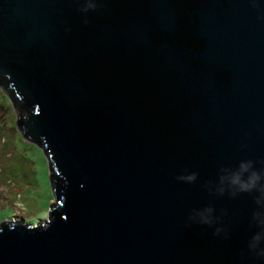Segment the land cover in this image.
<instances>
[{
	"label": "water",
	"instance_id": "95a60500",
	"mask_svg": "<svg viewBox=\"0 0 264 264\" xmlns=\"http://www.w3.org/2000/svg\"><path fill=\"white\" fill-rule=\"evenodd\" d=\"M0 86L54 192L0 264H264V0H0Z\"/></svg>",
	"mask_w": 264,
	"mask_h": 264
},
{
	"label": "rangeland",
	"instance_id": "374dc122",
	"mask_svg": "<svg viewBox=\"0 0 264 264\" xmlns=\"http://www.w3.org/2000/svg\"><path fill=\"white\" fill-rule=\"evenodd\" d=\"M16 110L0 86V221L14 217L36 223L47 218L54 192L44 150L27 140Z\"/></svg>",
	"mask_w": 264,
	"mask_h": 264
},
{
	"label": "clouds",
	"instance_id": "9594fccd",
	"mask_svg": "<svg viewBox=\"0 0 264 264\" xmlns=\"http://www.w3.org/2000/svg\"><path fill=\"white\" fill-rule=\"evenodd\" d=\"M232 183L233 184H245V183H248V182H244V181H242L241 177L236 176V177L233 178ZM250 183L254 185L255 184V180L250 179ZM257 239H258V237H257Z\"/></svg>",
	"mask_w": 264,
	"mask_h": 264
}]
</instances>
